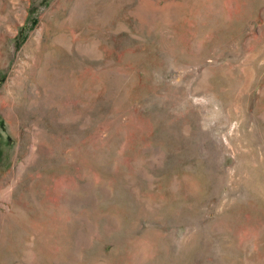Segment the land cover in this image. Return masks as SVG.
I'll return each mask as SVG.
<instances>
[{
    "label": "rangeland",
    "instance_id": "374dc122",
    "mask_svg": "<svg viewBox=\"0 0 264 264\" xmlns=\"http://www.w3.org/2000/svg\"><path fill=\"white\" fill-rule=\"evenodd\" d=\"M0 264H264V0H0Z\"/></svg>",
    "mask_w": 264,
    "mask_h": 264
}]
</instances>
